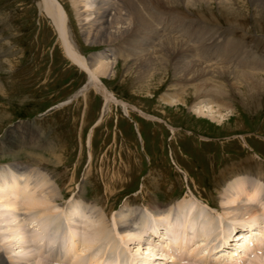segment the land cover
I'll list each match as a JSON object with an SVG mask.
<instances>
[{"label":"rangeland","instance_id":"obj_1","mask_svg":"<svg viewBox=\"0 0 264 264\" xmlns=\"http://www.w3.org/2000/svg\"><path fill=\"white\" fill-rule=\"evenodd\" d=\"M60 1L71 9V4L68 5L69 0ZM219 6L218 1L211 0L207 5L197 4L192 11L195 18L208 20L213 27L223 29L238 27L236 36H245L246 42L250 45H254V36L264 40V19L254 14L249 2L248 9L246 7L243 9L245 15L238 16L228 14ZM71 19L69 38L84 55L90 56L100 51H108V46L84 39L74 14L71 15ZM189 28L187 21L178 35L190 42L195 36L199 38L208 36V30L197 27L191 28V33L187 34ZM251 51L261 57L264 46L262 48L248 46V52ZM0 52H2V56L0 55L2 82L0 147L4 146L9 149L6 153H11L3 154L1 150L4 149L0 148V177L4 175L2 173L6 169L11 177V170L13 171L10 168L11 164L21 161L27 165L32 164L38 169L39 174L32 173L34 179L38 181L36 182L38 186L35 185L39 187L37 191L47 189L54 185V182L60 185L63 190L61 200L58 202L49 200L47 207L40 208V205L32 210V212L36 211L33 212L36 216L43 213L41 210L43 209L48 215L55 212V217H62L61 229L56 234L60 237L57 238L55 235L57 241L55 248L58 246L63 248L64 244L67 246L75 244V248L78 249L82 247L77 238L73 240L69 237L70 232L65 228L68 227L69 219L64 217L69 210L68 206L78 201V199L71 200L82 190L86 199L96 200L99 206H104L106 210L111 209L110 212L113 213L122 209L128 201H131L133 206L139 205L140 225L147 223L146 213L150 210L143 205L149 201L153 202L152 205L157 209L166 206L169 202L183 201L182 203L186 204L188 200H193L197 204L200 203L199 206L206 209L205 213H209L210 217L220 220L216 206L220 201L215 183L217 181L223 183L235 173L241 172L231 171L233 168L254 167L253 157L256 165L259 160L262 164L258 166L257 171L264 169V92L256 96L257 102L250 101L246 106L241 103L244 98L238 94L239 92L234 93L233 97L228 98L233 111L227 117L228 120L218 122L211 118V115H219L218 113L210 111L205 112L204 115L195 113L194 110L197 109L191 104L194 101L192 96L187 97L186 103H167L168 98L165 94L172 92L174 86L171 85L177 79H174L170 71L158 72L155 69L152 71L153 76L139 79L136 65L132 64L134 61L128 56L132 53L131 49L129 54H121V57L115 60L110 59L113 63L116 62L115 74L102 77V80L118 99L135 105L155 117H147L133 109H129L127 114L121 104H106L102 94L92 86L83 92L88 85V74L66 57L60 35L52 20L40 7V0H0ZM125 57L129 60L126 61ZM131 65L133 68L129 69ZM252 67L260 70L258 66ZM245 69L249 71L248 68ZM233 70L236 74L238 66ZM234 74L232 78L230 77L231 82L237 81L236 88H245L238 75ZM258 77L264 78V72L258 73ZM216 78L214 77L215 80ZM189 89L191 88L188 87ZM29 152L33 155L54 154L57 165L39 166L33 163V159L28 156ZM14 153L18 157L13 156V159L11 155ZM54 155L50 156L52 163H54ZM261 173L264 175V172ZM25 181H29L31 186H34L30 177ZM228 182L226 181L224 185ZM260 182L258 183H264ZM1 189L0 186V191H3ZM154 202L163 205L158 206ZM2 203H5V199L0 200V216L15 209V207L6 208ZM22 209H24L23 205L20 207L22 214L20 217L24 218L27 215V218L19 224L20 226L30 220L28 213H31ZM105 217L106 214H102L108 235L115 236L112 224ZM1 221L0 226L6 225L4 220ZM149 222L153 223L151 220ZM254 226L258 227V225ZM39 228L41 230V226H37L34 230L39 232ZM244 228H237L232 241H237L236 235L244 232L243 230L246 231ZM165 231L163 228L160 232L162 234ZM0 232V250L6 254L9 240L5 237L9 231L0 230ZM62 232L65 234L61 236ZM35 234L30 233L31 236L21 238L20 242L17 241V246L21 241ZM49 243L48 239L44 238L37 245L34 244L31 251L40 259L43 258V261L41 260L43 264H57L52 259L49 261L46 259L48 251H44L43 246ZM116 243L123 251L120 258L115 257V251L108 252L106 257L103 253L94 254L96 245H92L83 253L85 263L88 264L91 257L90 260L100 261L101 264H132L137 258L133 246H128L119 239ZM192 244L195 245L193 249L199 246L196 242ZM199 244L201 250H204L201 255L206 258L209 250L205 242ZM230 250L234 248L231 247ZM191 251L192 249L189 250ZM19 252L20 249L12 255L25 254ZM235 252L238 254L239 251ZM197 253L198 250L190 257L192 259L198 257ZM137 255L144 256L145 252L141 251ZM71 256L72 260L66 257L67 262L62 263L74 264L73 258L77 254L74 255L72 251ZM190 257L187 256V259ZM236 257H242L240 252L235 255ZM253 258L254 255H249L246 259L250 261ZM242 260V264L245 263V259ZM35 261L34 264L39 260Z\"/></svg>","mask_w":264,"mask_h":264},{"label":"bare ground","instance_id":"obj_2","mask_svg":"<svg viewBox=\"0 0 264 264\" xmlns=\"http://www.w3.org/2000/svg\"><path fill=\"white\" fill-rule=\"evenodd\" d=\"M210 1L69 0L67 2L68 5L71 4V9H68L60 0H40V7L56 27L66 57L88 74V85L83 92L92 86L102 94L107 102L106 104H121L127 114H129V109H133L140 111L147 117H155L145 113L135 105L118 99L102 80V77L115 74L114 65L116 62L113 63L110 59L115 60L119 56L121 57V54H129L128 52L132 49V53L128 56L134 61L132 64L136 65V70L140 75L139 79L152 75L154 69L158 72L166 71L167 73V71H170L174 79H177L171 85L174 86L172 92L165 94V97L168 98L167 103H186L187 97L192 96L194 101L191 104L197 109L194 110L195 113L199 112L203 115L208 111L218 113L219 115H211V118L222 122L228 120L227 117L233 111L229 99L233 97L234 93L239 92L238 94L244 98L241 103L246 106L249 105L250 101L251 103L255 100L257 102L256 96L264 92V78L258 77V73L264 72V57L262 58L264 52L261 57L257 56L254 51L248 52V46L262 48L264 40L261 37L254 36V45H250L249 42H246L245 36H236L238 27L216 28L208 20L195 18L192 8L200 3L207 5ZM216 1L220 4L219 8L233 16L245 15L243 9L245 7L248 9L249 2L253 7L254 14L264 19V0ZM72 14L75 15V21L84 39L91 41V43L108 46V51H100L90 56L82 53L69 38ZM187 21L190 27L187 34L191 33V28L197 27L208 30V36L204 35L200 38L195 36L191 42L179 36L178 33L184 29ZM250 37L252 36L250 35ZM0 55L2 56V52H0ZM124 59L129 60L126 57ZM158 66L161 68H158ZM235 66H238L236 74L245 88H236L237 81L231 82L230 80V77L234 74L233 68ZM252 66H258L260 70H256ZM130 68H133V66L131 65ZM245 68H248L249 71H246ZM214 77H217L216 80ZM0 85H2L1 80ZM188 87L191 89L188 90ZM244 89L245 91H243ZM184 95L186 96L184 97ZM0 148L4 149V151L0 149L3 154L9 150L4 146ZM28 154L33 159V163L39 166L44 164L57 165V158L54 154L38 153L33 155L32 152ZM52 155H54V163L50 159ZM13 156L18 157L16 153L11 155L12 158ZM253 160L254 167L250 169H246V167L245 169L233 168L231 171L241 172L235 173L223 183L221 181L215 183L220 201V204L216 205L220 220L210 217L209 213H205L206 209L200 207V203L197 204L193 200H188L186 204L182 203L183 201L169 202L166 206L157 209L152 205L153 202L149 201L143 205L147 210H150L146 213L147 223L140 225L139 215L141 209L139 205L133 206L131 201H128L122 209L113 213L110 212L111 209L106 210L107 208L104 206H99L96 200L86 199L84 190L80 191L81 193L71 200L78 199V201L75 200L76 203L73 202L74 204L71 203L68 206L69 210L64 217L69 219L68 227H65L70 232L69 237L73 240L77 238L82 245L81 249L75 248V244L74 246L64 244L63 248L59 246L55 248L56 234L61 229L60 218L62 217H55V212L48 215L43 209H41L43 213L38 216L33 213L36 211L32 212L36 206L41 205L40 208L47 207L49 200L53 202L61 200L63 190H61L60 185L54 182V185L47 189L37 191L36 189L39 187H37L38 183L36 182L38 181L34 179L32 173L39 174L38 169L32 164L27 165L21 161L14 162L10 167L13 169V171L11 170L12 176L10 177L7 174L6 169L2 173L4 175L0 177V186L3 190L0 191V200L5 199V203H2V205L6 208L15 207L7 214L5 213L6 217L5 214L0 216V222L2 223L1 220L6 222V225L0 226V230L9 231V234L5 237L9 240H6L8 243L5 250L6 254L0 250V264H34L36 259L39 260L38 262L35 261L36 264H43L41 262L43 258L40 259L34 255L31 248L37 245L40 240L43 241L44 238L48 239V243L52 242V244L49 243L43 246L45 247L44 251H48L46 259L48 261L52 259L57 264L67 262L66 257L70 260L72 251H74V255L77 254L73 258L74 264H86L83 253L87 252L92 245H96L94 254L103 253L106 257L108 252L114 253L115 251V257L120 258L123 251L117 247V239L126 242L128 246H133V249L136 250L135 257L137 258L132 264H184L185 262H188V264H206L207 261L208 264H221L209 259V256L204 258L201 255L204 250H201L199 243L204 242L207 250H209L207 253L211 254L212 251H217L215 255L219 260H222V263L229 258L231 263L225 264H242V259H245L243 264H264V183L260 184V181L264 182V175L261 173L264 172V169L257 171L258 166L262 164L259 159L258 165H256L254 157ZM28 177L32 179L34 186H31L29 181H25ZM233 178L235 179L232 180ZM226 181L229 182L224 185ZM154 184L157 187L156 182ZM154 203H157L158 206L163 205L160 202ZM21 205L24 206V209H22L24 212H31L28 213L30 220L26 224H22V227L19 224L23 220L26 221L27 215L24 218L20 217L22 215L20 213ZM207 205H210V203H207ZM104 213L112 224L116 237L113 234L108 235L107 227L105 228L102 219ZM2 217L3 219H1ZM150 220L153 222L152 224L149 222ZM254 225H258V227ZM37 226H41L39 232L34 230ZM163 228L166 231L161 234L160 231ZM237 228H244L248 232L245 235L244 232L238 233V236L236 235L237 242L232 246L234 250L228 251V257L227 253L221 251L220 248H227L231 241L230 238H233ZM255 232L260 235L263 232L262 238L256 237L253 240V236H255L253 233L255 234ZM30 233L36 234L21 241L20 245L17 246V241L21 238L24 239ZM58 237H60L59 234ZM157 237H161L160 240ZM217 239L223 242L217 245L214 244L213 242L218 241ZM32 241L31 245L30 242ZM195 242L199 246L193 249L195 245L192 243ZM251 242L257 245H251ZM210 246H213V248ZM19 249L20 252H25V254L22 256L12 255L13 252ZM191 249L192 251L189 252ZM197 250L199 256L192 259L190 256ZM141 251L145 252L144 256L137 255ZM235 251H239L242 257L235 258V255L239 254ZM38 252L40 253L39 248ZM87 255L86 253L85 256ZM249 255H254V258L250 261L246 259ZM187 256L190 258L187 259ZM90 259L88 264L93 262ZM93 264L101 263L96 261Z\"/></svg>","mask_w":264,"mask_h":264}]
</instances>
